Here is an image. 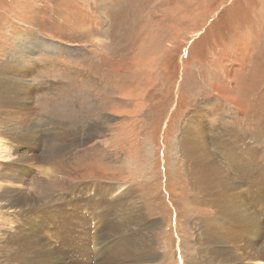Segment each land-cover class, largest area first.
I'll list each match as a JSON object with an SVG mask.
<instances>
[{"label":"rangeland","instance_id":"1","mask_svg":"<svg viewBox=\"0 0 264 264\" xmlns=\"http://www.w3.org/2000/svg\"><path fill=\"white\" fill-rule=\"evenodd\" d=\"M19 35L47 199L0 219V264H127L152 222L147 264H264V0H0V61Z\"/></svg>","mask_w":264,"mask_h":264},{"label":"bare ground","instance_id":"2","mask_svg":"<svg viewBox=\"0 0 264 264\" xmlns=\"http://www.w3.org/2000/svg\"><path fill=\"white\" fill-rule=\"evenodd\" d=\"M28 38H29L28 36L19 35L17 40V47H18L17 51H14L13 54L8 53V57L5 60L0 61V157L5 155L4 159L0 161V219H3L4 216L6 217L7 214H11L14 217H16L18 216L17 214L19 213H23L26 218H29L28 214L29 212H31V209H33V206L36 204L32 201L33 193L32 192H31L32 194L30 193L31 188L28 187V184H31L29 182L34 174L33 169L35 168V166L39 168L41 167L40 168L41 173L42 174L47 173V170L44 167L43 163L48 161L47 158L49 155H47V150L44 148L46 143H45V138L43 137L44 129L42 128V124L44 122L47 123L46 121L48 120L46 121L41 120V122H39L38 118L35 117V110L32 105V101L34 100L33 97L31 96L34 90L36 89L35 87V89L33 90L35 84L32 82V80L34 74H36V72L39 70V65H38L39 63L37 62V57L34 54L35 49L29 47L27 44ZM44 46H48V43H45ZM50 47L51 45H49V48ZM54 48H56V46ZM31 72L32 74H30ZM230 97L232 98L231 95ZM192 118L195 119V117ZM196 120L198 121V119ZM78 132H80V130ZM72 136L74 135L72 134ZM14 138H15V147L13 148L14 152L10 153V148L9 146H6V144L10 143L9 139H14ZM205 144L206 142L203 141V143L200 144V146H204ZM189 147L190 146H188L189 149L188 151H190ZM26 151L28 153H26ZM206 151L208 152V150ZM80 160L81 159L79 157H73L71 161H80ZM5 161H9V162L5 163ZM192 161L195 162L194 159H192ZM26 173L28 174L27 176ZM231 182H234L233 178H231ZM23 188H25L26 190L29 189V193L25 189L21 190ZM240 194L238 195V197L241 198ZM46 199H47L46 194L40 192V195L36 199V201H39V203L36 204V206L41 205L44 201H46ZM38 209H41V206H38ZM237 211L239 210L237 209ZM135 212L137 213V209L135 210ZM242 212H244L246 216H248V218L255 223L256 227L261 226L262 224L261 221L254 215V213L248 207H246V205L243 203V200H242ZM137 219H138L137 216L133 218L135 227L138 226V224H136L135 222ZM141 227L143 231L141 230L142 234L140 235V237H137V239H130V241H127L125 243L127 247L133 248V250L131 251V255L133 256H131V258L127 261V264H135V262L137 261H141L147 264L144 261L150 260L153 261V263H155L156 261V255H147L148 254L147 249L149 247L147 248V244H145L146 235H148L147 232L152 230L153 222L150 223V225L145 224V226H141ZM2 235H6V234H2ZM19 237H21V242L20 241L15 242L17 248L13 255V258H15V260L16 259L19 260L20 257V256L18 258L15 257L17 256V254H20L18 252L19 246L21 249L22 245H24L25 247H30L33 244V241L30 240V238L32 239V237L30 236V233L28 234V231L22 232L21 235L17 236V238ZM96 245H98V249L100 250L102 244L101 245L96 244ZM2 246L4 247V245L1 244L0 251L3 248ZM12 248L10 246V249ZM261 248L262 249H258V252L254 255L258 257L260 256L258 255L259 252L260 253L264 252V242ZM189 259H190L189 261L193 260V258H189Z\"/></svg>","mask_w":264,"mask_h":264},{"label":"crops","instance_id":"3","mask_svg":"<svg viewBox=\"0 0 264 264\" xmlns=\"http://www.w3.org/2000/svg\"><path fill=\"white\" fill-rule=\"evenodd\" d=\"M229 69H230V66H224V71H227V72H229Z\"/></svg>","mask_w":264,"mask_h":264}]
</instances>
